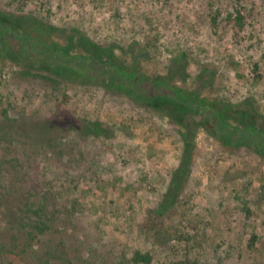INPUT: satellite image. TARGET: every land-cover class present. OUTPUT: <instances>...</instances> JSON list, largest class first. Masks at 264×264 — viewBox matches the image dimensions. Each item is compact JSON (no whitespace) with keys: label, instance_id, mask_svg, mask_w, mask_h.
I'll return each instance as SVG.
<instances>
[{"label":"rangeland","instance_id":"rangeland-1","mask_svg":"<svg viewBox=\"0 0 264 264\" xmlns=\"http://www.w3.org/2000/svg\"><path fill=\"white\" fill-rule=\"evenodd\" d=\"M247 5L240 44L213 20L232 11L234 0H0V22L46 30L61 46L87 43L114 53L148 77L174 70L187 93L225 108L234 127L252 119L264 130V0ZM27 62L0 52L2 176L7 188L54 194L53 237L68 244L60 257L73 252L75 264H137L140 252L151 257L147 264H264L258 143L235 135L228 145L200 115L186 141L187 129L157 111L95 86L36 80L23 72ZM93 122L105 133L88 135ZM16 124L35 132L49 124L53 131L33 149L32 140L6 137ZM187 144L186 183L163 214Z\"/></svg>","mask_w":264,"mask_h":264},{"label":"trees","instance_id":"trees-1","mask_svg":"<svg viewBox=\"0 0 264 264\" xmlns=\"http://www.w3.org/2000/svg\"><path fill=\"white\" fill-rule=\"evenodd\" d=\"M248 1L234 0L232 11L213 15L214 22L221 20L233 41L238 44L245 41L244 32L250 16ZM15 42L19 44V48L14 47ZM0 43L3 45L0 52L4 57L17 63L28 59L23 72L36 80H43L48 84L55 80H68L102 88L111 94L124 95L138 105L169 118L180 128L185 127L186 141L191 134L195 136L199 126L193 116L200 115L216 130L217 138L228 145L237 135L258 143L259 151L264 152V130L258 129L252 119L240 120L238 124L241 127H234L229 122L232 116L226 113L225 108L196 93H187L178 84V76L174 70L167 76L148 77L139 65L128 64L114 53L96 47L86 49L84 45L87 43L80 44V47L72 44L61 46L46 30L32 31L13 22H0ZM39 126V132H35L33 128L22 124L12 125L6 133L8 135H5L19 143L24 142V139L32 140V148L35 149L45 146L46 138L53 131L49 124L37 125L36 130ZM86 130L88 135L105 133V128L99 122H93ZM41 142L43 143L38 144ZM191 149L192 145L187 144L182 163L173 173L171 186L160 207L163 214L178 202L180 191L186 183L187 168L191 164ZM5 163L0 158V264L7 260H10V264H75L77 258L73 252L70 258L59 255L60 251L64 256L67 255L66 241L63 238L58 241L59 237H53L58 226L55 223L56 213L50 208L49 202L54 194L47 193L39 197L35 193L25 194L20 188H7V180L2 176ZM62 230L65 231V228ZM133 261L147 264L151 262V257L136 252Z\"/></svg>","mask_w":264,"mask_h":264}]
</instances>
